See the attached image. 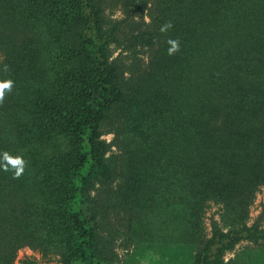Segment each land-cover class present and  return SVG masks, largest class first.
I'll use <instances>...</instances> for the list:
<instances>
[{
  "label": "trees",
  "instance_id": "trees-1",
  "mask_svg": "<svg viewBox=\"0 0 264 264\" xmlns=\"http://www.w3.org/2000/svg\"><path fill=\"white\" fill-rule=\"evenodd\" d=\"M104 1L0 0V81L13 82L0 103V264L23 246L103 260L88 196L116 168L133 260L264 264V230L245 223L264 187V0H150L151 58L125 82L108 60L122 22L105 26ZM113 112L126 138L111 169L99 126ZM241 241L257 249L223 262Z\"/></svg>",
  "mask_w": 264,
  "mask_h": 264
},
{
  "label": "rangeland",
  "instance_id": "rangeland-1",
  "mask_svg": "<svg viewBox=\"0 0 264 264\" xmlns=\"http://www.w3.org/2000/svg\"><path fill=\"white\" fill-rule=\"evenodd\" d=\"M150 0H145V6L141 11L124 13V6L120 0H105L102 8V17L105 26L114 21H120L115 43L108 46V60L115 62L122 71V79H137L146 70L150 58L151 48H147L146 34L150 33L151 22L148 16ZM120 114V113H119ZM117 113L113 112L99 126L100 140L107 147L106 159L111 167L120 165L118 159L119 150L124 144L126 135L120 126V119ZM117 118V119H115ZM120 120V121H119ZM118 159V161L116 160ZM119 163V164H118ZM117 167V166H116ZM109 178L104 184H95L89 191V217H93L91 223L99 225L98 240L96 245L104 251V259L96 264H162L156 255L150 252H143L138 260L131 258L133 242L130 240L127 224L130 215L121 206H114L115 201H120V197L115 195L118 184L117 172L119 169L110 170ZM217 220V207L210 206L204 216L203 222L206 232H208L209 220ZM257 221L264 230V187L256 189L252 201L248 206L246 225ZM255 244L247 241L237 243L231 251L223 255V262L233 259L240 252L256 250ZM12 264H62L59 256L47 254L41 256L37 250L28 246L19 248ZM244 264V263H242Z\"/></svg>",
  "mask_w": 264,
  "mask_h": 264
},
{
  "label": "clouds",
  "instance_id": "clouds-1",
  "mask_svg": "<svg viewBox=\"0 0 264 264\" xmlns=\"http://www.w3.org/2000/svg\"><path fill=\"white\" fill-rule=\"evenodd\" d=\"M171 24H166L164 28L161 30L164 31L167 28H170ZM169 44L171 47L168 49L169 55L174 54L179 50V41L177 40H170ZM5 70H7V65H5ZM13 86V82L11 80H5V81H0V103H3L5 99V93L6 91H11ZM4 161L7 163L3 165L4 170L8 171L9 170V165L11 166L12 169L15 170V176L19 177L22 175L24 171V161L21 157H12L8 155V153H5L3 156Z\"/></svg>",
  "mask_w": 264,
  "mask_h": 264
}]
</instances>
